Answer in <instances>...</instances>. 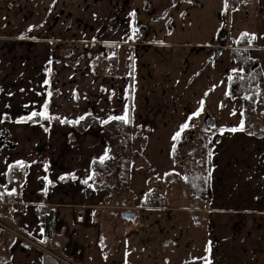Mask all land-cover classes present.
Here are the masks:
<instances>
[{
  "label": "crops",
  "instance_id": "obj_1",
  "mask_svg": "<svg viewBox=\"0 0 264 264\" xmlns=\"http://www.w3.org/2000/svg\"><path fill=\"white\" fill-rule=\"evenodd\" d=\"M244 36L252 45H238ZM241 47L264 73V0H0V193L24 203L6 217L76 264H264V115L255 108L250 132L230 96ZM101 51L102 73L91 59ZM126 111L139 130L170 137L210 116L206 204L142 199L131 221L93 186V163L108 154L102 122ZM18 164L19 187L8 180ZM47 258L0 231V264Z\"/></svg>",
  "mask_w": 264,
  "mask_h": 264
},
{
  "label": "trees",
  "instance_id": "obj_2",
  "mask_svg": "<svg viewBox=\"0 0 264 264\" xmlns=\"http://www.w3.org/2000/svg\"><path fill=\"white\" fill-rule=\"evenodd\" d=\"M238 43L239 46H250L253 40L244 36ZM232 55L240 66V75L237 72L230 80V96L241 97L242 111L243 113H248L247 116H244L245 120L250 118L252 121L251 115L256 105L264 100V73L260 66L251 61L247 49L243 47L233 49ZM44 116L47 115L45 114ZM37 118L44 121L45 124L49 123L47 120H43L44 118L42 117ZM128 118V123L111 118H106L102 122L103 136L108 146V154L104 159L93 163V173L90 179L95 188L104 191L115 199L121 200L127 198L126 194L131 193L129 187L132 167L134 165L138 167L141 162L144 164V158H141L133 147L132 136L136 127L132 123V118L130 116ZM90 119L84 117L75 121L74 124L79 127L85 125L84 123H89ZM247 124L246 122V126ZM144 132H148V130ZM144 139L145 136L142 135L143 143ZM211 144V134L208 133L200 138L197 148L192 150L191 155H184L183 146L180 148L179 153L175 149V156L173 155L174 160L178 159L177 155H180L179 164H181L183 169L185 190L187 191L188 189L194 195H204L203 198L205 200L208 198L205 192L209 187ZM143 164L141 166H144ZM146 170L150 172V168ZM24 174L25 166L21 164L12 165L9 170L8 180L11 184L19 187L24 178ZM8 195L16 196L15 193ZM154 204L161 205L162 203L156 199V193L151 195L150 192H147L145 198L142 200V205L152 206ZM51 216V212L43 215L46 229H48ZM46 256L49 258H47L49 260L47 264H55L52 258L48 255Z\"/></svg>",
  "mask_w": 264,
  "mask_h": 264
},
{
  "label": "rangeland",
  "instance_id": "obj_3",
  "mask_svg": "<svg viewBox=\"0 0 264 264\" xmlns=\"http://www.w3.org/2000/svg\"><path fill=\"white\" fill-rule=\"evenodd\" d=\"M68 42L71 44L69 48L72 52L76 49V45L73 40ZM68 49L64 48L63 56L66 55L65 52ZM103 55V51H101L96 57H91L92 64L93 61L96 62V66L100 67L98 71L101 73L104 72L105 69L109 68L100 65V56ZM260 63L264 67V54L259 57ZM257 114L264 115V101L263 103H258L256 106ZM201 120V118L199 119ZM196 120H194L193 123ZM262 121L264 119L262 118ZM195 125V124H194ZM256 127L258 125L256 124ZM192 127L187 128L190 130ZM139 129H134V133L132 136L133 147L137 153L144 158V164H141L137 167L134 165L131 170V183H130V194H126L128 198L132 199L133 202L137 204L139 200L145 198L146 193L149 191L151 195L156 193V199L160 200L161 205L172 204V205H201L206 204L207 200H205L204 195H194L189 192L187 189L185 195L181 192V189H185V180L183 175L182 166L179 165V156L178 159L174 160V150H181L178 148L180 143L182 144L185 139L187 133L184 135V138L180 143L175 144L176 139H173L172 136L165 130H148V132H144L147 128L142 127L141 131ZM144 132V133H143ZM142 135L145 136L144 143L142 140ZM175 144V145H174ZM181 152V151H180ZM182 153V152H181ZM174 155V156H173ZM144 166H141V165ZM150 168V172L148 169ZM177 181H181L179 185H177ZM207 196L209 195V187L205 192ZM160 198V199H159ZM133 206L131 201L130 207ZM123 209L118 208V211H122ZM132 210V209H131Z\"/></svg>",
  "mask_w": 264,
  "mask_h": 264
},
{
  "label": "built area",
  "instance_id": "obj_4",
  "mask_svg": "<svg viewBox=\"0 0 264 264\" xmlns=\"http://www.w3.org/2000/svg\"><path fill=\"white\" fill-rule=\"evenodd\" d=\"M254 0H227L229 9L237 8ZM24 203L18 196L2 195L0 193V231L6 232L21 243L34 246L55 261V264H76L70 255L64 254L53 245L36 240L22 227L12 223L5 215L6 212L15 208H23Z\"/></svg>",
  "mask_w": 264,
  "mask_h": 264
},
{
  "label": "flooded vegetation",
  "instance_id": "obj_5",
  "mask_svg": "<svg viewBox=\"0 0 264 264\" xmlns=\"http://www.w3.org/2000/svg\"><path fill=\"white\" fill-rule=\"evenodd\" d=\"M200 121H203V120L202 119L199 120L198 123H200ZM251 122H254V121H251ZM203 126H204V123L201 122V124L199 126H197L195 124V125L190 126V127H192L190 130H187V132H186L187 135L185 136L186 137L185 141L182 144H180V146L178 147V148H182V145H183V147H184V149H183L184 155L185 154H190L191 155L192 150L197 148V146H198V144L200 142V138L203 135H205V134H208V133L211 134V130L210 131H204L203 130ZM247 128L250 131L252 130L250 128L249 124H247ZM255 128H256V131H257L256 123H255ZM179 165L181 166V164H179ZM180 183H181V181H177V185H179ZM181 192L183 193V195L187 194L186 190L184 188L181 189ZM131 201L134 204L133 199H131V198L127 197V198L122 199L121 202L123 204H125L122 207V209L130 210L131 209V207H130ZM195 206H199V205H195Z\"/></svg>",
  "mask_w": 264,
  "mask_h": 264
},
{
  "label": "water",
  "instance_id": "obj_6",
  "mask_svg": "<svg viewBox=\"0 0 264 264\" xmlns=\"http://www.w3.org/2000/svg\"><path fill=\"white\" fill-rule=\"evenodd\" d=\"M237 74L240 75V72H238ZM247 115H248L247 112L244 113V116H247ZM246 122L249 124L250 128L252 129L250 132H255L256 131L255 123L251 122L250 118H247ZM203 123H204L203 130L204 131H210L212 126H213V120L210 118V116L205 115V117L203 118ZM259 135H261V133ZM135 215L136 214L134 212H132L131 210L123 211L121 213L122 218H125L127 220H131V221H133L135 219ZM195 218H197V216H195Z\"/></svg>",
  "mask_w": 264,
  "mask_h": 264
},
{
  "label": "snow or ice",
  "instance_id": "obj_7",
  "mask_svg": "<svg viewBox=\"0 0 264 264\" xmlns=\"http://www.w3.org/2000/svg\"><path fill=\"white\" fill-rule=\"evenodd\" d=\"M225 7H227V0H225ZM244 35H247V34H244ZM202 110L203 109L201 108L200 111H202ZM200 111L194 113L193 115L194 116H199L200 115ZM37 115H41L42 116V115H44V113H36V112L32 113V116L33 117L34 116H37ZM29 119H31V117H29ZM111 119H113V120H120V121H122L124 123H128L129 122V118H128L127 111L125 112L124 115L111 117ZM190 119H191V117H190ZM105 122H107V121H105ZM242 126H243V121L241 122V130H242ZM188 127H189V124L188 123H185L184 125H182L181 126V131L180 132H177L176 135L173 137V139H177L180 136L181 132L184 131L185 129H187ZM236 130L237 129H235V128L234 129H231V131H236ZM85 183H87V181H85ZM9 194H11V193H9ZM209 264H210V262H209Z\"/></svg>",
  "mask_w": 264,
  "mask_h": 264
}]
</instances>
